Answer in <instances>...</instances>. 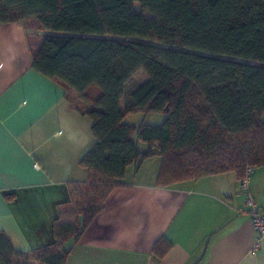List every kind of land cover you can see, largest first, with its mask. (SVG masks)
Masks as SVG:
<instances>
[{"label":"trees","instance_id":"obj_1","mask_svg":"<svg viewBox=\"0 0 264 264\" xmlns=\"http://www.w3.org/2000/svg\"><path fill=\"white\" fill-rule=\"evenodd\" d=\"M0 21L39 37L33 70L63 86L95 137L54 242L24 252L0 232V264H66L111 189L151 157L163 187L264 168V0H0ZM140 69L146 79L127 89ZM137 113L163 118L124 121ZM170 246L159 238L153 256Z\"/></svg>","mask_w":264,"mask_h":264},{"label":"crops","instance_id":"obj_2","mask_svg":"<svg viewBox=\"0 0 264 264\" xmlns=\"http://www.w3.org/2000/svg\"><path fill=\"white\" fill-rule=\"evenodd\" d=\"M39 40L22 21H0V232L24 252L54 242L59 212L87 181L79 161L95 143L91 117L74 108L58 81L33 70ZM130 115L127 124L141 122ZM159 166L154 156L127 169L66 264H264V240L256 245L235 173L163 187ZM249 193L261 206L264 168L255 169ZM161 237L171 246L156 258Z\"/></svg>","mask_w":264,"mask_h":264},{"label":"built area","instance_id":"obj_3","mask_svg":"<svg viewBox=\"0 0 264 264\" xmlns=\"http://www.w3.org/2000/svg\"><path fill=\"white\" fill-rule=\"evenodd\" d=\"M254 173L253 166H247L239 181L241 191L245 193V203L249 206L251 223L256 234V245L264 240V201L261 206H257L253 197L249 193V180Z\"/></svg>","mask_w":264,"mask_h":264},{"label":"rangeland","instance_id":"obj_4","mask_svg":"<svg viewBox=\"0 0 264 264\" xmlns=\"http://www.w3.org/2000/svg\"><path fill=\"white\" fill-rule=\"evenodd\" d=\"M133 6H134V9L136 11H141L140 10V4L139 2H134L133 3ZM149 14L145 13V16H148ZM146 79V74L143 70H138L132 77L131 79L127 82L126 84V88L129 89V88H133L135 85H137L138 83L144 81ZM163 116L162 115H159V114H156V113H151V114H148V115H142V114H132L129 116V120H134L135 122L134 123H137V121H142L144 119V121L146 123H151V124H158L160 123V119H162ZM128 120V121H129Z\"/></svg>","mask_w":264,"mask_h":264}]
</instances>
